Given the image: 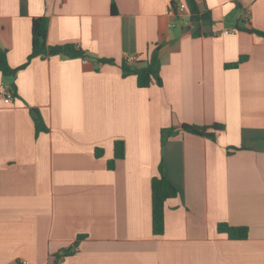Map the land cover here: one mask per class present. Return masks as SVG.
Wrapping results in <instances>:
<instances>
[{
    "label": "crops",
    "instance_id": "obj_1",
    "mask_svg": "<svg viewBox=\"0 0 264 264\" xmlns=\"http://www.w3.org/2000/svg\"><path fill=\"white\" fill-rule=\"evenodd\" d=\"M197 1L213 18L201 36L179 10L186 0H0L12 68L26 63L39 17L48 45L90 55L0 69V89L15 87L14 102L0 104V264H264V39L248 30L264 28V0ZM157 46L162 85L139 87L121 65ZM34 108L47 127L39 134ZM183 123L224 128L212 139ZM170 127L179 132L163 143ZM117 139L125 157L110 169ZM160 165L180 193L156 235ZM219 222L248 226V238Z\"/></svg>",
    "mask_w": 264,
    "mask_h": 264
},
{
    "label": "trees",
    "instance_id": "obj_2",
    "mask_svg": "<svg viewBox=\"0 0 264 264\" xmlns=\"http://www.w3.org/2000/svg\"><path fill=\"white\" fill-rule=\"evenodd\" d=\"M186 7L190 13V22L193 25V35L201 36L208 34L203 31L204 26H209L213 22L212 12L207 7H201L197 0H186ZM113 12H117L115 3H113ZM249 31L255 32L264 39V28L255 29L250 28ZM33 41L32 51L28 56L26 63L17 68H12L8 63L7 51L0 48V69L4 76H13L19 69L26 67L29 62L37 57H47L56 54H63L67 57H83L87 58L90 55L82 47L73 43L63 45H48V20L45 17L35 18L32 25ZM245 59L244 56L234 63L226 64V67H237ZM101 63H114L113 59L98 58ZM122 73L124 76L135 74L137 76V84L139 87H149L152 84L162 85L161 77V61L159 57V47L151 53L147 60L136 61L134 64H128L126 60L121 65ZM14 91V85H9ZM31 114L34 118L36 125V134L47 127L43 121L41 113L38 109H31ZM224 128L223 124L215 123L214 125H196L190 123H183L180 127L181 130L189 131L195 134L204 135L212 139H216L217 131ZM178 129L173 127L165 128L162 130V142L164 143L170 136L176 135ZM126 147L122 139L114 141V157L108 161V167L114 169L115 163L118 159L125 157ZM95 154L100 157L103 154V149L99 148ZM180 193L178 187L166 176L162 165L159 166V173L152 179V224L153 231L156 235H161L165 231V207L169 198L176 197ZM217 229L221 233L227 234L231 239H246L249 236V228L246 225H231L227 222H219ZM77 244V243H76ZM75 244V245H76ZM72 249L64 250V254H71Z\"/></svg>",
    "mask_w": 264,
    "mask_h": 264
},
{
    "label": "built area",
    "instance_id": "obj_3",
    "mask_svg": "<svg viewBox=\"0 0 264 264\" xmlns=\"http://www.w3.org/2000/svg\"><path fill=\"white\" fill-rule=\"evenodd\" d=\"M187 9L185 4H181L179 6L180 11H185ZM171 12H174V9H171ZM236 29H226L225 33L235 32ZM125 60L128 64H134L136 61H138V58L136 55H127L125 57ZM15 100V93L14 91L9 87H3L0 89V104L9 105L13 103ZM25 262V261H24Z\"/></svg>",
    "mask_w": 264,
    "mask_h": 264
},
{
    "label": "water",
    "instance_id": "obj_4",
    "mask_svg": "<svg viewBox=\"0 0 264 264\" xmlns=\"http://www.w3.org/2000/svg\"><path fill=\"white\" fill-rule=\"evenodd\" d=\"M189 28H191V26H190V25L188 26V29H189Z\"/></svg>",
    "mask_w": 264,
    "mask_h": 264
}]
</instances>
